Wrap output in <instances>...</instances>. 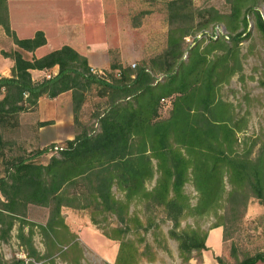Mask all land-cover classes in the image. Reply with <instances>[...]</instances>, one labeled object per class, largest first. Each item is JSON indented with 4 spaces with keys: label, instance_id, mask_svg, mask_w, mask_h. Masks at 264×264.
<instances>
[{
    "label": "trees",
    "instance_id": "16d2710c",
    "mask_svg": "<svg viewBox=\"0 0 264 264\" xmlns=\"http://www.w3.org/2000/svg\"><path fill=\"white\" fill-rule=\"evenodd\" d=\"M224 1L225 11L211 5L197 7L192 0H165L168 28L163 51L135 67L109 59L107 77L91 71L85 56L67 44L29 59L14 48L0 51L12 61L9 75H0V126L5 121L16 123L17 114L33 106L40 95L52 97L68 90L75 129L63 144L52 143L35 151H51L45 163L32 156L2 158L0 238H8L14 220H20L29 227L23 233L19 226L17 236L24 239L26 253L36 256L32 224L24 219L28 204L47 208L45 221L37 226L51 246L61 240L63 230L71 234L61 207H92V223L96 221L92 213L97 210L117 215V223L109 231L99 228L105 237L118 241L114 263L136 264L138 251L125 237L129 221L141 225L138 215L129 210L134 201L145 209L161 208L171 220L169 234L177 240L179 256L188 261L192 251L200 257L206 248L207 230L180 227L183 217L215 214L223 194L240 208L250 196L264 205V141L254 156L250 155L253 142L237 151L235 133L244 127L245 117L237 116L232 104L217 94L218 85L240 69L238 42L246 30L248 13L264 50V17L259 9L264 0ZM218 21L223 23L225 35L194 37L192 44L183 45L186 35L202 32ZM0 28L24 50L45 42L41 30L30 37L15 35L8 25L5 0H0ZM53 65H57L54 74L40 81L31 79L30 68L46 70ZM157 72L161 73L158 79ZM90 84L97 86L96 95L104 97V105L93 113V128L80 129L78 112ZM161 99L168 101L165 117L158 115ZM4 143L0 135V156ZM151 180L148 187L146 182ZM186 182L197 193L193 204L183 189ZM219 218L210 228L223 225ZM77 246L74 239L70 248ZM215 259L218 264H255L264 261V250L246 253L232 263L220 256ZM22 262L0 259V264Z\"/></svg>",
    "mask_w": 264,
    "mask_h": 264
},
{
    "label": "rangeland",
    "instance_id": "374dc122",
    "mask_svg": "<svg viewBox=\"0 0 264 264\" xmlns=\"http://www.w3.org/2000/svg\"><path fill=\"white\" fill-rule=\"evenodd\" d=\"M103 2L104 17H100H102V21L104 19L102 22L105 23L104 30L94 29L96 23L89 25L93 26L91 38L107 36L109 40H112L114 38L113 26L117 18L112 15L110 7L112 6L111 2L116 4L118 0H103ZM192 3L197 7L211 5L221 11L227 10V3L224 0H192ZM129 4L132 5L131 12L125 13L124 19L120 21L125 43L121 44L119 48L116 45L109 48V54L111 61L135 67L140 63H148L151 57L163 51L166 45L168 22L165 0H130ZM263 7L262 3L259 4V9L264 17ZM216 34H226V29L220 21L210 24L202 32L197 30L193 35H186L183 45L187 47V43L192 44L194 37L205 38L207 35L215 36ZM242 35V39L238 42L240 69L232 74L227 81L218 85L217 94L221 99L232 104L233 111L237 116L243 115L246 120L244 127L235 133L237 140L234 148L241 151L253 142L250 155L254 156L260 141H264V50L260 34L253 24L250 13L247 14V27ZM48 44L42 52L58 46L54 41H49ZM30 55L24 52L25 57ZM185 55L186 51L184 50L182 57L184 58ZM94 61L95 63L99 62L98 59H94ZM131 63L134 65L131 66ZM107 71L108 68L94 70L102 77H107ZM156 75L159 76L161 73L157 72ZM43 77L45 76L35 75L34 79L37 80L34 81H40ZM96 89L95 84H90L85 91L84 103L78 112L81 125L77 127L80 129L82 127L88 130L93 128V113L104 105V97L96 95ZM168 109V101H163L159 106L158 115L165 117ZM14 125L16 124L5 121V125L0 126V135L5 141L2 149L3 156H0V174L3 168L2 158L32 156L34 160L45 163L50 156V150L40 154H36L35 151L50 147L52 143L49 142L42 146L28 143L19 137L16 128L11 129ZM55 144H63V141H58ZM223 180L224 188L227 190L229 185L226 177ZM151 184L152 180L146 182L148 187ZM183 189L188 195L190 203L193 204L197 193L192 184L186 182ZM113 190L120 197V192L114 188ZM91 210L94 208L61 207L63 221L70 229L71 234L63 230L61 240L55 246H51L47 244L37 226L45 221L47 208L28 204L24 219L32 224L31 243L38 251V256L28 255L26 253L28 247L24 239L17 236L19 226L25 233L29 225L15 219L8 238H0V259L5 262H9L13 258L22 259L21 264H28V262L32 264H115L112 258L118 241L107 239L99 228L109 231L110 227L117 223V215L110 211L97 210L92 213L96 220L95 223H92L89 219ZM129 210L135 212L141 221V225L135 226L129 221L130 228L125 233V237L133 241V245L138 251L135 256L136 264H190L189 260L197 264L200 262V257L195 251L191 252L188 261L181 259L178 254L177 240L169 234L172 227L171 220L165 217L160 207L145 209L139 202L131 201ZM216 215L223 221V228L221 225L219 226L220 233L209 231L211 230L210 225L217 220ZM185 225L207 230L208 234L210 232L208 241L211 244L216 243L218 246L215 254L212 250L205 251L207 258L204 264H218L215 256H220L224 262L232 263L246 253L264 250V205L253 196H250L245 206L240 208L233 206L223 194L215 214L186 215L180 220V227ZM74 239L78 246L70 248ZM106 253H112V258L103 257ZM257 264H264V262Z\"/></svg>",
    "mask_w": 264,
    "mask_h": 264
},
{
    "label": "crops",
    "instance_id": "0c3cea01",
    "mask_svg": "<svg viewBox=\"0 0 264 264\" xmlns=\"http://www.w3.org/2000/svg\"><path fill=\"white\" fill-rule=\"evenodd\" d=\"M104 2L103 0H5L8 25L15 35L19 38L30 37L35 30H41L45 42L31 51L24 50L16 46L0 28V51L14 48L21 52L23 57H25L24 52L31 54L25 57L29 59L32 55L37 57L54 49L48 48L42 52L49 45V41H54L57 43L55 45H58L56 48L67 44L84 55L92 71L105 69L110 59L109 48L114 45L119 48L121 44L125 43L120 21L124 19L125 13L131 12L132 5L129 4L130 0H118L116 4L111 2L112 15L117 18L112 31L114 38L112 40H109L107 36L91 38L93 26L89 25L96 23L94 29L104 30L105 23H102L104 19L101 20L105 12ZM93 57L99 62L95 63ZM11 64V59L3 56L0 52V75L8 76ZM56 70L57 65H53L46 70L30 68L29 73L34 81L37 80L34 79L35 75L42 77L46 74H54ZM15 124L11 129L16 128L21 139L34 145L42 146L49 142L56 143L72 138L75 129L72 120L70 91L65 90L52 97L40 95L33 106L17 114ZM23 145L28 146L29 144ZM60 213L63 216L62 211ZM209 231L221 232L219 226L212 227ZM215 232L214 236L216 237ZM209 236L210 232L209 234L207 232L204 241L206 248L201 250L198 264L205 263L206 250L216 253L218 246L216 243L211 244L208 241ZM114 256L112 258V253L103 255V257L112 259ZM258 262L264 261H257L255 264ZM189 263L197 264L192 263L191 260Z\"/></svg>",
    "mask_w": 264,
    "mask_h": 264
},
{
    "label": "built area",
    "instance_id": "2783aa9c",
    "mask_svg": "<svg viewBox=\"0 0 264 264\" xmlns=\"http://www.w3.org/2000/svg\"><path fill=\"white\" fill-rule=\"evenodd\" d=\"M133 65H134V64H133V63H131V66H133ZM49 75H50V74H46V76H45V77H48ZM160 77H161V75H159V76H158V75H156V78H157V79H158V78H160ZM23 95L25 96V95H26V93H24ZM161 101L163 102L164 100H162V99H161Z\"/></svg>",
    "mask_w": 264,
    "mask_h": 264
}]
</instances>
